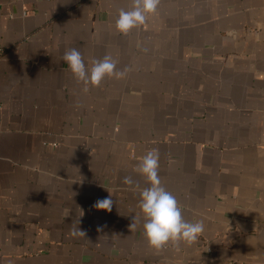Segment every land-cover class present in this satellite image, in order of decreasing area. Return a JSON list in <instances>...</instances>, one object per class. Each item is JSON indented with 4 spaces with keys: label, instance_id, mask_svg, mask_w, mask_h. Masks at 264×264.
<instances>
[{
    "label": "crops",
    "instance_id": "0c3cea01",
    "mask_svg": "<svg viewBox=\"0 0 264 264\" xmlns=\"http://www.w3.org/2000/svg\"><path fill=\"white\" fill-rule=\"evenodd\" d=\"M130 7L0 0V264H264V0H161L121 34ZM70 48L130 71L85 92ZM154 147L184 218L204 221L192 244L128 228L140 196L122 181L147 186L134 167Z\"/></svg>",
    "mask_w": 264,
    "mask_h": 264
},
{
    "label": "clouds",
    "instance_id": "9594fccd",
    "mask_svg": "<svg viewBox=\"0 0 264 264\" xmlns=\"http://www.w3.org/2000/svg\"><path fill=\"white\" fill-rule=\"evenodd\" d=\"M161 0H131V7L128 10L121 9L115 21V28L121 34H128L133 28L145 25L149 14H156ZM62 60L67 64L73 77L83 83L88 91L87 85L99 87L106 77L123 78L130 69H117L118 61L111 55H105L102 59L91 62L89 68L82 53L77 48L67 49ZM158 148H152L143 155L134 171L143 176L147 184L141 188L131 176H125L122 183L129 186L132 191H138L140 196L139 208L142 215H133L129 230H135L143 219V234L148 244L157 250L165 248L169 243L177 247L181 242L192 244L196 242L205 231L203 220L196 222L187 221L182 214V206L175 195L168 191L163 185L159 175ZM75 195V193H74ZM114 201L111 194L107 198L99 199L94 207L97 210L110 212ZM80 217L83 216L81 211ZM80 219H77L69 229V235L73 238H85L86 231L79 227ZM98 228L97 231H101Z\"/></svg>",
    "mask_w": 264,
    "mask_h": 264
}]
</instances>
